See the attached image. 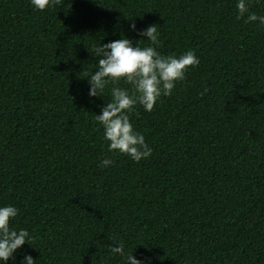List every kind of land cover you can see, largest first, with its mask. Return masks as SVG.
Returning a JSON list of instances; mask_svg holds the SVG:
<instances>
[{
	"label": "trees",
	"instance_id": "trees-1",
	"mask_svg": "<svg viewBox=\"0 0 264 264\" xmlns=\"http://www.w3.org/2000/svg\"><path fill=\"white\" fill-rule=\"evenodd\" d=\"M131 22L155 24L162 54L200 61L130 116L153 149L138 163L107 151L94 115L108 91L90 103L84 78L88 47L143 39ZM105 156L114 164L101 169ZM4 203L34 237L17 261L26 250L37 264H122L118 240L151 264H264V28L236 19L235 0H61L43 12L0 0Z\"/></svg>",
	"mask_w": 264,
	"mask_h": 264
},
{
	"label": "clouds",
	"instance_id": "clouds-1",
	"mask_svg": "<svg viewBox=\"0 0 264 264\" xmlns=\"http://www.w3.org/2000/svg\"><path fill=\"white\" fill-rule=\"evenodd\" d=\"M264 5V0H256ZM33 11L43 12L60 7L61 0H29ZM252 0H235L236 19L264 28V15L250 11ZM129 29L143 39L135 45L130 38L121 34L120 39L107 43L94 44L88 49L97 58L95 70L85 74L89 102L95 98H105L108 102L100 105V113L94 115L97 127L102 130V139L107 143V151L114 155L126 156L134 163L148 159L153 152L145 136L137 131L130 120L137 106L151 112L162 96H171L176 84L184 81L188 69L199 65V58L191 49L180 54H162L159 47L158 32L155 24L137 28L135 22ZM150 43L141 46V41ZM123 83L127 87L118 86ZM106 99V98H105ZM114 164L111 157L99 160L101 169ZM18 215V209L11 203L0 204V264H37L26 250L16 253L27 242L33 247L34 237L26 228L11 224ZM110 253L121 257L122 264H151L150 256L137 258L127 252L121 241L109 246Z\"/></svg>",
	"mask_w": 264,
	"mask_h": 264
}]
</instances>
